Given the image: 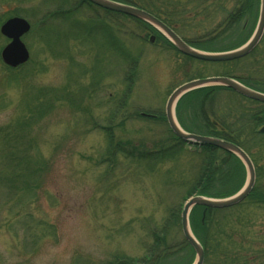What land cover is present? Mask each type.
<instances>
[{"label": "rangeland", "instance_id": "374dc122", "mask_svg": "<svg viewBox=\"0 0 264 264\" xmlns=\"http://www.w3.org/2000/svg\"><path fill=\"white\" fill-rule=\"evenodd\" d=\"M169 1L180 36L191 42L217 37L218 49L234 48L253 33L260 5L255 0L252 14L230 32L223 11L240 0ZM74 4L68 20L47 15ZM14 13L31 23L23 36L30 58L6 65L1 50L9 40L0 32V148H27L40 186L9 194L0 183V264H115L122 256L141 257L170 209L179 212L169 245H185L181 210L204 153L174 137L163 120L166 102L176 86L198 77L230 76L264 90L263 39L245 57L209 62L180 53L129 16H110L82 0H0V24ZM94 18L115 39L104 37ZM85 27L96 35L83 33ZM239 100L226 89L218 93V112L230 123L249 105ZM23 119L31 122L18 129ZM232 128L241 131L257 177L249 200L214 214L222 234L209 243L203 264H264V134L249 123ZM7 131L13 139L5 138ZM110 135L122 143L114 155ZM224 155L217 154L218 171ZM191 213L190 221L199 218L197 210ZM195 257L187 246L167 263L192 264Z\"/></svg>", "mask_w": 264, "mask_h": 264}, {"label": "trees", "instance_id": "16d2710c", "mask_svg": "<svg viewBox=\"0 0 264 264\" xmlns=\"http://www.w3.org/2000/svg\"><path fill=\"white\" fill-rule=\"evenodd\" d=\"M115 1L139 6L160 18L163 22L173 28L176 32L178 31L176 24L179 23V20L174 21V19L172 18V14L169 13V0ZM200 5H203V2H201ZM254 6L255 0H240L239 3L233 7L234 9H230L226 13L225 11H223L225 14L223 22L226 25L224 31L232 32L234 29L240 28L246 16L252 14ZM77 7L78 6L74 4L72 7L69 6L68 8L63 9L60 5L54 8L53 10L49 11V14L47 15L50 19L56 20V18L60 17L63 21L68 20V18H70L71 16V13L76 10ZM204 9L206 11L207 7H204ZM104 12L110 16L116 15L127 17L126 15L116 13L114 11L104 10ZM13 15H19V13H14ZM93 20L94 22H97L94 23L95 25H97L98 23L100 24L98 30H100V32H103L104 37L108 34L109 40L115 39L112 35V30L103 22H100L101 19L94 18ZM134 20L139 21L137 19ZM143 24L146 25L152 31L157 32L160 38H163L167 43H169V41L156 29L145 23ZM93 29H87L85 27L84 30L86 31H84L83 33L92 37L97 33V30ZM80 30L77 31L76 35H78V33H82ZM90 32H94V35H92ZM209 36H207L203 40L199 39L198 41L194 42H191L189 40L187 41L193 46L207 51H221L232 48H216L214 44L218 40L217 37L210 39ZM243 43L241 42L240 44H238V46ZM110 46L113 48L119 47H115L116 45ZM221 89L226 88L222 86L202 87L187 92L186 94L181 96V98L177 102L178 106L179 104H181V106L177 108V120L181 127L186 131L220 137L236 143L237 145L241 146L245 151H247L244 142L240 140L241 131L234 130L232 128L233 124L237 122L242 124L249 123L251 126V131L255 130V133H261L258 128H255L264 124V103L238 95L240 98L239 102L241 106H246L244 104L249 105L243 108L244 112L241 111L243 113L242 115L236 116V118L234 119L235 122L233 121V123H230L228 121L229 117L227 114H224L223 112L221 113L220 111L218 112L219 105L217 99L218 93ZM188 112H190V116L187 114ZM185 114L186 116L188 115L190 124L185 122L183 118ZM146 116L148 117L147 114ZM163 118V120H165V116H163ZM29 122H31L30 119L21 120L19 123L20 125L18 124V129H21L25 124H28ZM233 130L236 131L235 134L233 133ZM7 133H9V131L6 132L5 138L7 140L13 139V136L8 135ZM20 137L21 139L23 138L22 135H20ZM174 137L179 142H184L180 138L176 136ZM121 144L122 143H120L119 141L113 142L112 135H110L108 148L110 152L111 150H113L111 152L112 155H114L117 150L118 152L122 151L120 150ZM199 147L203 151L204 155L194 178L190 182V187L185 200L194 194L219 198L226 197L237 192L243 185V183H241L242 162L240 161V159L230 152H225V155L222 157V162L220 163L221 169L220 171H218L219 169L217 168V154L220 149L211 145H201ZM0 154H3L2 165H0V183L3 184L4 182L3 185L7 187V192L9 194L12 192H16V190L20 189V187L22 186H24L23 189H25V187H28L30 189H37L40 186V175H38L39 171L36 167L38 166V164H34L33 161L28 160L30 156L27 151V148L23 146L13 148H11V146L7 148L3 147L0 148ZM10 174L11 177H8V175ZM2 175H4L5 177ZM251 193L246 198L247 200L250 199ZM225 209L228 208H206L202 205H196L191 211L192 213H194V210L200 212L199 218H195L190 222L193 232L205 248V254L206 248L208 247L209 243L212 241L218 243V235L222 234L223 227H221L220 222L215 218L214 214L219 211H224ZM178 212V209H170L162 225L152 230V234L154 236V243L151 244V246L147 250V253L144 256L136 258L122 256L120 259L117 260L115 264H168L167 262H169V259L176 257V255L180 251L186 249L187 246L191 250L192 247L187 242V244L185 243V245H179L178 247H172L173 245H169V226L173 222V220H177ZM174 264H177V262L174 261Z\"/></svg>", "mask_w": 264, "mask_h": 264}, {"label": "water", "instance_id": "95a60500", "mask_svg": "<svg viewBox=\"0 0 264 264\" xmlns=\"http://www.w3.org/2000/svg\"><path fill=\"white\" fill-rule=\"evenodd\" d=\"M88 1L102 8L120 12L146 22L164 34L181 53L204 61H226L243 57L254 49L264 32V0H260L258 21L252 36L242 46L228 51H206L195 48L183 40L161 19L135 5L115 0ZM30 29V22L21 16L9 17L1 24V34L10 40L1 51V58L8 66L17 67L28 61L30 53L25 42L22 40V36L28 33ZM214 85L229 87L243 96L264 102V93L250 88L237 79L229 76H208L189 80L176 87L167 100L165 116L171 131L176 136L185 142L199 145H211L224 149L241 159L247 169L246 182L235 194L223 198H213L197 194L189 197L185 201L181 212V225L184 238L192 246L196 254V259L192 264H203L205 257L203 245L194 235L189 222V214L193 207L202 205L209 208H225L236 205L249 195L255 183L254 164L244 149L231 141L219 137L186 131L180 126L176 119L175 105L181 96L192 90ZM260 131L264 133V125L260 128Z\"/></svg>", "mask_w": 264, "mask_h": 264}, {"label": "flooded vegetation", "instance_id": "af4514ba", "mask_svg": "<svg viewBox=\"0 0 264 264\" xmlns=\"http://www.w3.org/2000/svg\"><path fill=\"white\" fill-rule=\"evenodd\" d=\"M261 39H263V41H264V33H263V35H262V37H261ZM261 39H260V41H261ZM259 41V42H260ZM240 59V58H239ZM251 87V86H250ZM253 88V87H252ZM253 89H255V90H257V91H259V92H262V93H264V90H261V89H256V88H253ZM226 90L227 91H229V92H231V93H233V94H236L237 96L238 95H241V94H239V93H237L235 90H233V89H231V88H227L226 87ZM242 96V95H241ZM225 152H227V151H221V153H225ZM220 164V163H219ZM221 166V165H220ZM256 172V171H255ZM256 177H257V172H256Z\"/></svg>", "mask_w": 264, "mask_h": 264}]
</instances>
